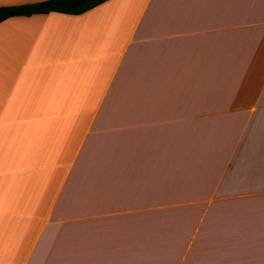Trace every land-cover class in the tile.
<instances>
[{"label":"crops","instance_id":"1","mask_svg":"<svg viewBox=\"0 0 264 264\" xmlns=\"http://www.w3.org/2000/svg\"><path fill=\"white\" fill-rule=\"evenodd\" d=\"M0 264H264V0L1 21Z\"/></svg>","mask_w":264,"mask_h":264},{"label":"trees","instance_id":"2","mask_svg":"<svg viewBox=\"0 0 264 264\" xmlns=\"http://www.w3.org/2000/svg\"><path fill=\"white\" fill-rule=\"evenodd\" d=\"M107 0H44L35 3L0 6V22L16 16L59 13L79 15Z\"/></svg>","mask_w":264,"mask_h":264}]
</instances>
